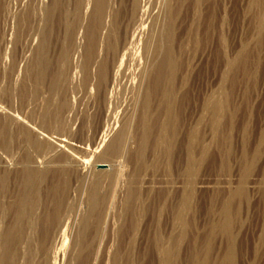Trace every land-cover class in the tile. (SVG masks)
Listing matches in <instances>:
<instances>
[{"label": "rangeland", "instance_id": "rangeland-1", "mask_svg": "<svg viewBox=\"0 0 264 264\" xmlns=\"http://www.w3.org/2000/svg\"><path fill=\"white\" fill-rule=\"evenodd\" d=\"M0 264H264V0H0Z\"/></svg>", "mask_w": 264, "mask_h": 264}, {"label": "bare ground", "instance_id": "bare-ground-1", "mask_svg": "<svg viewBox=\"0 0 264 264\" xmlns=\"http://www.w3.org/2000/svg\"><path fill=\"white\" fill-rule=\"evenodd\" d=\"M109 138H110V137H109L107 134H103V135H101V136L99 137L100 142H101L103 145H105L106 141H107ZM99 144H100V143H99ZM98 147H100V146H98ZM101 148H102V146H101ZM96 150H97L96 152H98V150H100V149H96ZM88 162H89V161H88ZM89 163H90V162H89ZM89 163L87 164V162H86L87 165H83V168H84L86 171H90V170H91L90 167H88ZM90 164H91V163H90ZM97 169H98L101 173H107V172L110 171L111 167H110V166H107V165H103V164H101V165L97 166Z\"/></svg>", "mask_w": 264, "mask_h": 264}]
</instances>
